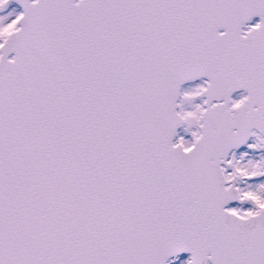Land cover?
<instances>
[{
    "label": "snow or ice",
    "instance_id": "snow-or-ice-1",
    "mask_svg": "<svg viewBox=\"0 0 264 264\" xmlns=\"http://www.w3.org/2000/svg\"><path fill=\"white\" fill-rule=\"evenodd\" d=\"M0 264H264V0H0Z\"/></svg>",
    "mask_w": 264,
    "mask_h": 264
}]
</instances>
